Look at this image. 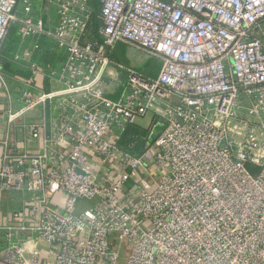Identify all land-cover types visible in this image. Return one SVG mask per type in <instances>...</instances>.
Instances as JSON below:
<instances>
[{"label": "built area", "instance_id": "built-area-1", "mask_svg": "<svg viewBox=\"0 0 264 264\" xmlns=\"http://www.w3.org/2000/svg\"><path fill=\"white\" fill-rule=\"evenodd\" d=\"M47 1L44 31L15 13L30 0H0V48L19 22L64 50L15 93L0 66L7 124L26 128L0 140V264H264V0ZM117 42L157 76L112 60ZM145 118L142 145L124 143Z\"/></svg>", "mask_w": 264, "mask_h": 264}, {"label": "crops", "instance_id": "crops-1", "mask_svg": "<svg viewBox=\"0 0 264 264\" xmlns=\"http://www.w3.org/2000/svg\"><path fill=\"white\" fill-rule=\"evenodd\" d=\"M90 1L93 8L97 11L98 4L96 0ZM30 2L31 10L28 13L23 11L21 2L17 4L15 13L19 17L28 16L32 19H39L44 31L52 29L56 20L54 8L47 0H30ZM20 26L21 24L19 22L11 24L8 34L0 48V66L7 76V82L11 86L10 91L12 93H15L13 87L16 86V79L26 77L30 74L29 70L32 62L45 69L44 71L46 72L51 68L59 67L64 59V50L58 47L51 37L44 33H40L34 36L21 38L19 36ZM94 26L95 28L98 27V23ZM90 30L94 36V30L90 28L89 34L91 33ZM35 44H38V48H34ZM142 55L145 57L143 61L142 58H140ZM15 56H18V58L15 59ZM127 56H129L132 61L135 70L148 77L157 76L160 69L159 59L149 56L141 50L132 48L123 42L115 43L110 52V58L119 64L129 67L132 66V64L131 62L127 63ZM155 63L158 65L157 69H154ZM35 84L39 88L49 89L52 87L53 83L49 75L41 74L35 77ZM54 86H58V83ZM11 99L13 109L17 108V98L12 97ZM8 102L9 98L5 95L4 88L0 82V140L8 138L11 141H16L18 145H21L26 133V128L23 126L22 119H18L16 124L12 127L7 124ZM125 139L126 140L123 138V142L125 141L124 143H127V138ZM1 153L2 148L0 147V160ZM5 205L9 206V204Z\"/></svg>", "mask_w": 264, "mask_h": 264}, {"label": "rangeland", "instance_id": "rangeland-1", "mask_svg": "<svg viewBox=\"0 0 264 264\" xmlns=\"http://www.w3.org/2000/svg\"><path fill=\"white\" fill-rule=\"evenodd\" d=\"M90 32H91V30H90ZM93 37V35H92V32L89 34L88 33V35H87V38L88 39H90V38H92ZM140 58H142V61L145 59V57L142 55V56H140ZM131 62V64H132V66H129L130 68H132L133 67V69H135L134 68V65H133V63H132V61L130 60V58H129V56H127V63H130ZM157 67H158V65H157V63H155L154 64V69H157ZM147 118H145V120L144 119H138V121L136 122V129H146L147 127H148V125H149V122H147ZM144 135H145V132H144ZM143 135V136H144ZM142 136V137H143ZM141 141H142V139H141ZM141 145H142V142H141ZM140 145V146H141ZM139 146V147H140ZM246 167H247V169L251 172V174H253V175H256L257 173H258V168L257 167H255L252 163H248L247 165H246ZM119 245V242L117 241V240H114L112 243H111V246L113 247V248H117V246ZM129 249H130V243L129 242H127V241H124L123 242V245H122V249H121V254H122V258L124 259V258H126V256H127V254H128V252H129Z\"/></svg>", "mask_w": 264, "mask_h": 264}, {"label": "trees", "instance_id": "trees-1", "mask_svg": "<svg viewBox=\"0 0 264 264\" xmlns=\"http://www.w3.org/2000/svg\"><path fill=\"white\" fill-rule=\"evenodd\" d=\"M93 24H91V28L94 30L96 23H98V20L93 19ZM94 26V28H93ZM144 132H146V129H136L135 126L130 127L129 129H127V133L124 134L123 138L124 140H126L125 138H127V145H129V143L134 142V146H136V148H139V146L141 145V139L142 136L144 135ZM125 142V141H124Z\"/></svg>", "mask_w": 264, "mask_h": 264}]
</instances>
